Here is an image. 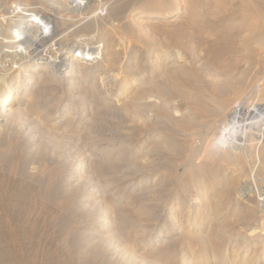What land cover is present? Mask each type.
I'll return each mask as SVG.
<instances>
[{"label":"bare ground","instance_id":"1","mask_svg":"<svg viewBox=\"0 0 264 264\" xmlns=\"http://www.w3.org/2000/svg\"><path fill=\"white\" fill-rule=\"evenodd\" d=\"M254 1L243 3L261 19L255 52L264 59V0ZM124 2L0 0V169L4 159L16 169L22 157L27 179L56 183L64 205L71 196L80 201L92 218L76 231L74 258L83 264L92 253L106 258L103 264H264V101L248 100L249 70L210 80L176 48L151 40L150 48L140 40L132 47L136 41L119 37L118 51L117 30L135 35ZM82 9L90 15L75 21L70 14ZM175 10L172 4L141 13L164 19ZM171 28L165 39L189 50L190 26ZM120 62L124 76L113 68ZM196 83L206 93L195 92ZM100 104L132 120L126 138L95 133ZM44 149L52 156L41 165ZM114 164L133 170L138 193L152 196L136 219L121 210V199L99 194L105 168ZM145 222L152 228L136 236Z\"/></svg>","mask_w":264,"mask_h":264},{"label":"rangeland","instance_id":"2","mask_svg":"<svg viewBox=\"0 0 264 264\" xmlns=\"http://www.w3.org/2000/svg\"><path fill=\"white\" fill-rule=\"evenodd\" d=\"M10 1L13 2L14 0ZM132 1L138 2V7H134L136 8L135 11L131 10L133 8V6L131 5ZM142 1L125 0L124 7L125 5L127 7L123 9L125 12L127 11L128 14L126 13V15H129L126 19V21L128 20V22H126V25L129 24L128 26H130L132 31H134L133 28H135V35H130L131 33L127 32L125 29H120L117 30L115 34V37L117 39L119 37H127V40L129 39L132 41H136L135 43L130 44V46L132 47L138 43L141 44L142 42V44L144 45H146V43H150L147 45L149 48L152 47L154 43V45L156 46L161 45L162 47L169 46V48H176L177 51H180L181 56L183 57L181 58L183 63H185L187 66L201 67L202 75L204 73V76L210 80L216 79L218 77L240 76L243 74L245 69H247L249 70L246 73V90L248 92V100L250 101L249 98H251V100L253 99V101H255L254 99H256V101H264V59H261L262 57L259 58V56L255 52L258 44L255 39V37L258 35V29H256V26L258 27L259 25H261V19L257 14L252 15V11H247V8L243 3L245 2L246 5L254 6L257 4L256 1ZM169 2H173V6L175 5L176 8H179V10L170 12L169 15L164 19L158 17H144L141 13L142 11L147 10L151 7L160 11L166 6L170 7V5L172 4ZM127 3L130 4L127 5ZM33 5L36 6L39 4ZM129 8H131L129 11H132L133 15L130 14L131 12H128L127 9ZM80 11H78V13L75 12L77 13V16L75 13L70 14L71 17L75 19V21L82 20L86 16L90 15L86 9H82L81 13ZM83 11L86 12L84 13ZM261 12L264 14L263 10H261ZM178 15H180V21L176 22L175 24L172 23L170 20ZM78 16L80 18H78ZM245 16L247 18H244ZM188 19H191L192 24L189 23ZM180 22L184 24L181 23V25ZM80 24L81 23L79 22L76 23L77 26L79 25L78 29L80 27ZM76 25H72L74 26V28H72V26L71 28L68 27L69 31L75 32ZM184 25L186 27L190 26L189 35H191L188 38H190L189 41L191 42V50H185L183 47L174 46L173 42H169V40L165 39V33H168L167 31L171 30V27L180 28ZM249 30H251L250 34ZM136 32L138 33V38ZM248 34L250 35L249 37ZM130 36L133 37V39ZM141 38L144 39L145 42L142 41ZM118 41L119 39L114 46H116L115 48L119 47L117 48V50L121 51L123 49V44L122 42ZM48 52H52V50H48ZM122 58L123 60H125L126 57H124V54ZM114 65L115 66H113V68L115 69L116 67L115 71L121 72L120 75L124 76L125 73L123 74V68H125V65H123V63L121 64V62ZM105 76L107 77V74H105L104 77ZM90 79L91 78H89V80ZM90 81H92V79ZM190 86L194 87L195 90L197 89L195 92L199 91L200 93L202 91L206 93L204 88L202 87V83L191 84ZM55 98H59V95H57ZM125 100L126 98L122 97L120 101L124 102ZM176 100V104H180V108L185 110L184 107L186 105V102H181L180 98H176ZM81 106L82 104L79 105L76 110L77 112H79L78 114L81 113ZM102 106L103 104L101 105V107ZM88 107V111L90 112V114H92L91 106ZM120 111V109H117L115 107L111 109L110 106H103L99 112L93 113L97 114L95 116L93 115L95 120L97 121L96 126H94V128L96 129L95 133H97L98 135L102 133V136L107 138H126L125 133H127L128 136L130 132L128 129L126 131H123V128L126 129L127 127H131V125L133 126L134 123L129 118L124 117L123 111ZM159 111L160 113H163V107H161ZM49 152L50 153H48V149H44L37 158L38 163H40L41 165H43L44 163L48 164V162H45V160H51V151L49 150ZM165 154L167 155L166 150H164L163 155ZM166 155L163 156V158L166 157ZM136 158L137 160L140 159L138 158V156ZM20 161L21 162L19 166L15 169V162L5 163L4 159L3 167L0 169V264H83L75 259V253L77 252L75 246L78 247V242L75 240H78L79 235L76 231L86 226L87 223H89V220L92 219L89 215V212L80 210V201H73V198L75 196H71L70 199L72 200L64 205L65 202L60 201L62 199L55 196V193L57 194L56 190L58 191V193H60L56 183L53 182L52 184H47V182H45L41 185L27 179V176L24 175L25 166L22 163V157H20ZM132 172L133 170H129L122 165H108L105 168L104 178H102L99 182L101 184L99 194L108 196V200L110 201L121 199V210H127L126 213H128V215L132 219H136L138 218L140 211L142 212L144 210L143 207L151 202L150 199H152V196L144 194L141 195L138 193L140 191V185L138 184V178L136 177L137 175L133 176ZM112 177L114 178L113 182H106L107 179ZM132 179H135L136 181ZM48 185L50 186L48 187ZM43 194H45V197ZM239 213L240 212L237 211L235 215H238ZM151 222H147L149 229L150 226L152 228L153 223ZM147 224L145 222L144 225L141 226V228H136V236L140 237L142 236V234H145L147 230H149L147 229ZM96 233H94V235H96ZM97 239L98 237L94 236L93 240ZM147 253L148 251H145V254ZM92 254H95L94 257L90 256ZM92 254H89L91 259L88 258L90 262H88L87 260L86 264H103L105 262L106 258H96L97 254ZM100 259L102 260V263Z\"/></svg>","mask_w":264,"mask_h":264}]
</instances>
